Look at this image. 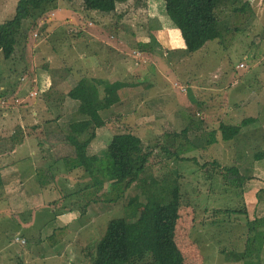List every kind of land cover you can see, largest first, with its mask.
Masks as SVG:
<instances>
[{
	"label": "rangeland",
	"instance_id": "374dc122",
	"mask_svg": "<svg viewBox=\"0 0 264 264\" xmlns=\"http://www.w3.org/2000/svg\"><path fill=\"white\" fill-rule=\"evenodd\" d=\"M17 1L0 0V24L13 17ZM242 1L250 8L225 11L228 31L223 39L210 41L189 55L177 47L176 39L180 38L173 34L162 0H128L107 14L87 10L83 0H55L23 21L10 58L4 59L0 51V156L10 146L7 136L17 126L21 128L19 140L25 138L33 146L34 156L30 163L16 164L14 170L19 175L8 169L0 171V264H90L93 247L108 221L124 216L126 198H138L143 217L153 213L134 184L126 191V198L117 202H90L84 210L77 208L79 195L65 194L92 182L84 173L81 181L76 172L66 174L63 165L59 166L63 173L54 175L56 183L40 188L38 168L50 178L47 168L53 160L42 149L48 145L47 138L60 135L67 123L81 118L74 115L76 103L62 94L82 77L129 84L118 90L120 99L107 109L109 121L97 129L95 144L88 151L103 155L109 137L120 131L138 135L144 147L153 152L152 181L164 184L170 178L179 184L176 245L184 249V236L189 234L199 239L204 255L201 264H228L231 245L242 252L253 233H248L246 215L227 213L226 208L243 209L239 198L243 187L224 185L222 170L213 162L221 167L237 165L244 174L254 154L264 150V126L259 125L257 135L249 129L242 132L236 144L221 140L216 132L217 142L205 146L208 135L204 134L217 128L219 122L236 125L259 114L250 103L252 94L264 89V0ZM166 38L173 45L165 42ZM108 65L114 68L104 74L102 69ZM55 117H59L56 124L44 123ZM187 126L190 129L183 138L180 131ZM162 146L188 159L180 161ZM108 184L104 185L106 190ZM53 200L59 209L70 205L76 209L64 211L49 223L41 213ZM30 209L31 220L23 224L28 227L26 236L12 233L9 229L15 217L20 219L21 212L25 215ZM216 209L223 214L211 215ZM51 228H58L57 244L52 249L48 241L31 245L33 238L46 237ZM217 248L218 254L214 251ZM249 261L260 264L254 255Z\"/></svg>",
	"mask_w": 264,
	"mask_h": 264
},
{
	"label": "trees",
	"instance_id": "16d2710c",
	"mask_svg": "<svg viewBox=\"0 0 264 264\" xmlns=\"http://www.w3.org/2000/svg\"><path fill=\"white\" fill-rule=\"evenodd\" d=\"M53 1L55 0L17 1L13 17L0 24V51L4 59H9L12 55L18 41L17 37L22 30L23 21L31 17L34 10L43 8ZM126 1L128 0H83V5L87 10L107 14L115 11L118 3ZM162 2L164 15L171 23L172 28L178 31L179 37L183 41L184 53L187 55L200 51L207 43H211L210 41L223 39L224 33L228 31V23L225 20V11L228 8L231 12L236 13L250 8L248 2L242 0H162ZM236 4L238 7L235 6ZM128 85L120 80L109 81L82 77L62 94L65 98L76 103L74 115L81 118L67 123L65 130L60 134L71 148V154H66L62 162L59 160L50 164V178L44 175L43 168H38L36 176L40 188L45 189L49 188V185L51 186V174L54 183H56L57 179L54 178V175L58 174L57 171L61 164L65 167L66 174L80 169L92 182L80 190L70 191L65 196L63 195L64 197L79 195L80 201L77 208L81 207L84 210L90 202H117L121 198H126V191L133 184L140 188L141 193L148 200L144 205L152 208L153 213L151 217L146 218L140 213L139 209L142 205L138 198L135 196L126 198L123 208L124 216L108 221L104 234L93 247L90 264H201L204 255L201 249L203 243H199V239L189 234L190 238H193L192 244L197 249L193 247L188 252H183L175 242L181 204L179 184L177 180L172 181L170 178L164 184H161L159 180L152 181L150 172L154 166L153 152L144 147L138 135L131 131L114 133L109 137L103 155L88 153V146L96 138L97 129L109 121L108 117H105L107 109L120 99L118 90ZM58 120L59 117H55L51 121H44V123L57 122ZM189 129L190 127L187 126L180 131L183 138ZM247 129L256 135L260 130L256 120L251 117L243 118L236 125L219 122L217 128H212L207 133L204 132L205 136L208 135L205 138V146L217 142L216 132H219L220 139L223 141L240 142L238 136ZM20 131L21 128L17 126L9 137L12 145H15L16 141L21 142L18 135ZM176 135L177 132H174L173 136L176 137ZM243 137L246 138V141L250 140L246 136ZM16 138L18 139L16 140ZM162 148L166 152L171 151L169 147L162 146ZM170 153L180 161L188 159L175 155L173 152ZM253 157L255 160L264 158V150L256 152ZM213 163L216 167L221 168L224 185L241 188L249 179L246 174H242L238 170L237 165L221 167L220 164ZM205 165L214 166L211 163ZM178 174L176 171L175 179ZM211 177L212 175L209 176V178ZM106 183H109L107 190L104 186ZM76 201L78 202V200ZM54 204H57V201H48L49 206L41 213L49 223L54 222L64 211L69 212L76 209L73 205L59 209ZM52 206H54V210L51 209ZM204 211L207 209H203ZM215 212L217 213L213 212L214 214L211 215L223 214L221 209H216ZM226 212L245 213L244 207L243 210L226 208ZM31 213V211H27L25 215L20 214V219L15 217L12 228L9 230L16 235L18 233L19 236H26L25 232L28 227L26 228L23 224L30 222ZM36 213L38 212H35V217H37ZM263 220L264 218L251 221L246 217L248 233L253 234L248 238L250 240L247 239L242 252L237 255L244 261V264H252L249 261L252 255L259 260L260 264H264ZM201 224L204 226V219ZM57 229H48L50 231L46 237L38 235L36 239L33 238L34 242L31 245L35 243L39 245L48 241L50 249H52L57 244L55 238ZM37 234L40 232L38 231ZM28 239L26 244L29 243ZM35 246L30 247V253ZM146 258L149 260L144 262L143 260Z\"/></svg>",
	"mask_w": 264,
	"mask_h": 264
},
{
	"label": "crops",
	"instance_id": "0c3cea01",
	"mask_svg": "<svg viewBox=\"0 0 264 264\" xmlns=\"http://www.w3.org/2000/svg\"><path fill=\"white\" fill-rule=\"evenodd\" d=\"M172 31H173L174 36H176L177 34L179 36V33L175 28H172ZM162 42L164 44H165V42H167V43L170 42V44H172V45L174 43L169 38H166V41L165 42L162 41ZM176 44L178 45L177 47H180V48L184 46L181 38L179 40L176 39ZM263 49H264V47H263ZM262 61L264 62V56L262 57ZM112 67H113L112 65H108L106 68H103L102 69L103 73L106 74L107 72L112 71ZM103 77H105V76H103ZM262 78L264 79V76ZM251 100H252V102L250 103V105H253V109H256L259 112V114L255 115V116L249 115L248 117L254 118L256 120V124L263 127L264 121L261 120V118H262V113H264V89L263 90L261 89V91H258V92H254L251 96ZM1 124H3V121L1 122ZM51 124H56V122H51ZM0 127H2V126L0 125ZM10 136H7L8 141H10V142H8V143H10V146H8L6 153H4V154H2V156H0V171L2 169H8V171H10V173L12 172L11 174L17 175V173H18V175H19V172H16L17 170H14L16 164H19L20 162L21 163L22 162L30 163L31 159L34 156V154H33L34 150L32 149L33 146L29 145L28 141H27L28 143L25 141V138L21 139V142L18 143L16 146L12 145L11 140L9 138ZM95 140L96 139H94L90 143V145L88 146V149H90L91 145L95 144V142H94ZM21 144L24 146L21 147L20 146ZM45 144H48V145H46L45 147H42V149L46 150L48 155L50 157H52L53 160L51 163H53V161H59V160H61L60 162H62V159L66 154H71V148L64 141V137H62L60 135H52L51 137H48L47 143H45ZM16 153H17V155H16ZM88 153L96 154L95 152H89V151H88ZM2 161H4V163H2ZM29 165H32V164H29ZM49 166H50V164H49ZM49 166L47 169H49ZM60 166H61V164H60ZM51 169H54V168H51ZM58 171H60L62 173L63 170L61 168V170H58ZM243 171H244V174H246L249 177L247 182H245V184L242 186L243 188H242L241 197H239L241 202L243 203L244 212H245L244 215H246L247 219L251 220V221H253L255 219H262V218H264V158L255 160L253 157V161H252L251 165H246V167L243 169ZM71 172L72 173L76 172L77 174H80L78 181L82 180L81 177H83L84 172H82L80 169L79 170H73ZM71 172H68V174ZM37 182H38V180H37ZM50 182H52V184L54 183L52 174H51ZM12 186H14V183ZM36 203H37V201H36ZM32 210L33 209L26 210V212L27 211L32 212ZM23 212H21V214ZM59 216H62V215H59ZM13 230H16V229L13 228ZM184 238H185V242L183 245L184 249H182V250H183V252H188V250L190 251V250H192L193 247H195L192 244L193 242H191L193 238H190L189 235L184 236ZM225 249H227V248H225ZM227 250H228V252L229 251H233V252H229L231 257L229 258V261H227L226 263H228V264H242L243 260L239 259V256L236 257V254H238L239 251L233 249L232 245ZM214 251L217 254L220 252V250L218 248Z\"/></svg>",
	"mask_w": 264,
	"mask_h": 264
},
{
	"label": "built area",
	"instance_id": "2783aa9c",
	"mask_svg": "<svg viewBox=\"0 0 264 264\" xmlns=\"http://www.w3.org/2000/svg\"><path fill=\"white\" fill-rule=\"evenodd\" d=\"M2 104H4V103H2Z\"/></svg>",
	"mask_w": 264,
	"mask_h": 264
}]
</instances>
